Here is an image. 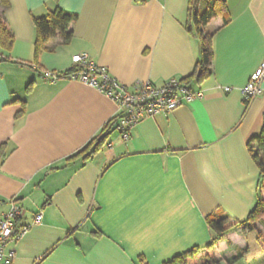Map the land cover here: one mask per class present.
Wrapping results in <instances>:
<instances>
[{
  "label": "crops",
  "instance_id": "crops-1",
  "mask_svg": "<svg viewBox=\"0 0 264 264\" xmlns=\"http://www.w3.org/2000/svg\"><path fill=\"white\" fill-rule=\"evenodd\" d=\"M190 0H3L10 46L0 43V219L12 205L33 226L14 264H166L212 239L213 214L244 223L257 201L248 144L264 125V92L243 89L264 62V0H227L213 20L211 73L198 77ZM205 0L199 5L202 10ZM59 7L77 15L68 44L35 57L34 20ZM87 55L120 84L185 80L204 98L141 121L128 142L112 130L96 153L78 155L114 119L117 105L85 84L45 73ZM264 90V79L262 82ZM264 197V195H263ZM244 224L215 248L218 264L244 253L261 264L264 222Z\"/></svg>",
  "mask_w": 264,
  "mask_h": 264
},
{
  "label": "built area",
  "instance_id": "built-area-1",
  "mask_svg": "<svg viewBox=\"0 0 264 264\" xmlns=\"http://www.w3.org/2000/svg\"><path fill=\"white\" fill-rule=\"evenodd\" d=\"M75 68L80 69L66 76L64 73H45V78L56 82L60 79L78 81L98 91L117 105L113 130L124 142H128L132 129L141 121L161 114H169L184 104L204 98L201 90H192L184 80L170 79L161 86L151 82L126 87L116 81L104 67L97 66L85 54L73 56ZM264 62L252 75L242 93L247 102L263 95ZM23 209L12 205L10 211L0 219V264H14L15 245L33 226L40 225L42 214H37L32 224L21 225Z\"/></svg>",
  "mask_w": 264,
  "mask_h": 264
},
{
  "label": "trees",
  "instance_id": "trees-1",
  "mask_svg": "<svg viewBox=\"0 0 264 264\" xmlns=\"http://www.w3.org/2000/svg\"><path fill=\"white\" fill-rule=\"evenodd\" d=\"M3 0H0L2 2ZM202 0H190V16L192 29L199 40L201 49V59L198 63V77H205L211 73L213 63V48L212 36L206 34L205 28L215 19L222 18L223 25H227V0H205V5L202 10H199V5ZM77 15L66 13L64 10L57 7L49 12L47 16L34 20L36 30L35 42V57L42 52H51L47 43L50 40L58 39L62 44H68L73 38L71 27L77 21ZM0 43L7 47L12 43V38L9 35L0 15ZM80 69L73 68L65 72L66 76L73 72H78ZM185 81V80H184ZM187 82V81H185ZM188 83V82H187ZM114 120H112L102 131L103 136L99 140H94L86 149L78 155L86 154L89 150V155L99 151L106 143V139L113 130ZM249 153L256 163L258 168L257 181V201L254 208L251 210L248 219L244 223H236L227 215L213 214L208 219V226L213 234L210 244L206 247V254L202 255V249L194 248L182 255L174 257L166 264H218L215 259V248L218 242L222 241L230 232L236 228L247 224L249 231H255L254 224L256 222H264V125L261 134L253 138L248 144ZM258 241L264 248V240L258 234ZM244 253L232 259L230 264H237L243 258ZM264 264V260L261 262Z\"/></svg>",
  "mask_w": 264,
  "mask_h": 264
},
{
  "label": "rangeland",
  "instance_id": "rangeland-1",
  "mask_svg": "<svg viewBox=\"0 0 264 264\" xmlns=\"http://www.w3.org/2000/svg\"><path fill=\"white\" fill-rule=\"evenodd\" d=\"M237 264H240V262H238Z\"/></svg>",
  "mask_w": 264,
  "mask_h": 264
}]
</instances>
